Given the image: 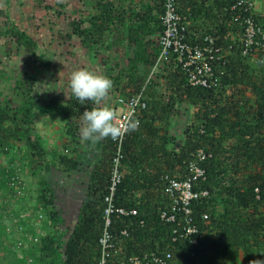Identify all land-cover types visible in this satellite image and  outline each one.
Here are the masks:
<instances>
[{"label":"trees","instance_id":"obj_1","mask_svg":"<svg viewBox=\"0 0 264 264\" xmlns=\"http://www.w3.org/2000/svg\"><path fill=\"white\" fill-rule=\"evenodd\" d=\"M237 1L175 0L186 41L202 45L209 37L219 48L218 59L210 61L218 82L209 87L192 86L174 63L152 71L165 0H87L88 15L69 24L67 37L74 36L88 51L125 44L126 67L107 75L117 91L114 101L139 96L144 107L132 116L134 127L122 139H102L97 158L87 163L84 197L68 237L69 223L49 182L41 178L31 189L20 175L38 176L53 164L35 132L36 111L64 118L67 145L53 158L58 171L72 173L81 166L78 121L83 122L85 109L98 106L81 104L72 92L64 100L45 98L34 71L37 42L11 21L0 29L1 38L34 59L14 75L0 73L8 93L0 91V157L6 163L0 168L3 259L9 264H99L105 197L119 159L113 204L135 214L111 215L106 264H134V258L140 264L264 261V39L257 35L243 54L244 13L232 9ZM255 19L264 31V17L256 13ZM109 36L114 42L105 45ZM179 105L191 108L180 140L172 133ZM118 108L117 103L112 107L115 113ZM199 152L207 157L201 160ZM191 165L202 168L203 175L193 179ZM171 180H191L195 197L182 204L166 190Z\"/></svg>","mask_w":264,"mask_h":264},{"label":"rangeland","instance_id":"obj_2","mask_svg":"<svg viewBox=\"0 0 264 264\" xmlns=\"http://www.w3.org/2000/svg\"><path fill=\"white\" fill-rule=\"evenodd\" d=\"M260 3L263 4L264 0H260ZM90 8L87 0H0V29H6L8 21H11L24 29L37 42L38 50L35 58L38 64L34 71L40 74L38 85L41 86L38 89L45 93V98L66 99L71 92L70 75L76 69L85 68L106 76L112 71V76H116L120 69L126 67V55L129 52L124 43L116 44L111 49L102 46L88 51L81 47L77 38L67 37L71 33L69 24L72 21L83 20ZM6 16L9 20L5 18ZM86 26L87 24H83L82 27ZM114 39L109 36L104 44L114 42ZM27 58L29 62L26 61ZM33 60L20 53V50H17L10 41L0 37V73L13 74L27 64H31ZM46 62H49L47 66L44 65ZM116 64L118 66H115ZM0 91L4 96L8 94L6 84L0 82ZM116 93L113 85L108 96L97 106L112 108L116 103L114 101ZM190 114L191 108L188 105H179L178 113L172 121V133L178 140L182 138V132L189 123ZM82 126L83 122L78 121L79 135ZM35 132L49 153L46 159L53 164H50L49 169L42 171L38 176L37 174L31 176L27 171L23 172L20 180L31 189L41 178L49 182L55 193L56 206L66 221L71 224L79 212L84 196L88 175L87 163L90 164L97 158L101 140L90 143L84 141L80 135L78 155L81 166L72 173H62L58 171L53 155H55L54 151L64 152V145H67L64 118L57 112L38 110L35 117ZM4 166H6L5 159L0 157V168ZM7 225L11 227L12 223L8 222ZM8 231L9 229L6 228V233ZM4 242L6 243L7 239ZM2 257L3 254L0 251V264H5L6 260Z\"/></svg>","mask_w":264,"mask_h":264},{"label":"built area","instance_id":"obj_3","mask_svg":"<svg viewBox=\"0 0 264 264\" xmlns=\"http://www.w3.org/2000/svg\"><path fill=\"white\" fill-rule=\"evenodd\" d=\"M260 0H238L232 9L241 8L244 13L243 17V31L239 39L243 45V54L250 50V46L255 44V38L260 35L264 39V31L256 22V3ZM165 11L162 17V32L157 35L156 40L159 44V55L152 71H157L160 67L174 63L178 65L184 72H186L189 83L192 86H215L218 82L215 76L210 61L218 59L217 54L219 48H214L213 39L206 37L203 38V44H192L186 41L184 34V27L181 24L180 16L178 15L175 7V0H165ZM261 16V15H259ZM239 17V16H238ZM262 17V16H261ZM264 50V47H262ZM118 110L116 111L115 122L121 126L131 122L132 116L138 112L139 109L144 107V103L140 97H135L129 101H124L123 98L116 100ZM137 120L135 125H137ZM124 131L119 137L122 139ZM120 143V142H119ZM120 153V145L118 148ZM200 159L204 160L207 155L199 152ZM119 159L115 161V166L112 171L111 185L109 187V194L105 197L104 209V224L99 244L101 247V258L99 264H106V259L109 258L108 249L112 248L110 242L109 226L112 214L128 215L135 214V211L126 212L122 208L115 207L113 204L114 191L117 184L120 182V174L118 173L117 166ZM189 171L194 174L193 179L203 175V169L191 165ZM167 192L172 196L176 195L182 204L186 205L187 202L194 198L195 195L191 192V180H171L166 188ZM187 212V211H186ZM134 264H140L139 260L134 258Z\"/></svg>","mask_w":264,"mask_h":264},{"label":"clouds","instance_id":"obj_4","mask_svg":"<svg viewBox=\"0 0 264 264\" xmlns=\"http://www.w3.org/2000/svg\"><path fill=\"white\" fill-rule=\"evenodd\" d=\"M112 87L113 82L108 76L85 68L76 69L70 75L71 92L81 104L91 101L99 105L108 96ZM81 118L84 123L80 128V135L84 141L90 143L108 137L115 139L124 131L134 127L131 123L123 126L116 123V114L110 106L85 109ZM253 264H264V261H253Z\"/></svg>","mask_w":264,"mask_h":264},{"label":"crops","instance_id":"obj_5","mask_svg":"<svg viewBox=\"0 0 264 264\" xmlns=\"http://www.w3.org/2000/svg\"><path fill=\"white\" fill-rule=\"evenodd\" d=\"M256 11H257V13L259 15L264 17V3L261 4L260 1H259V3H256ZM8 237H10V235H8ZM17 253H18V251H17ZM5 264H9V260L8 259L6 260Z\"/></svg>","mask_w":264,"mask_h":264},{"label":"water","instance_id":"obj_6","mask_svg":"<svg viewBox=\"0 0 264 264\" xmlns=\"http://www.w3.org/2000/svg\"><path fill=\"white\" fill-rule=\"evenodd\" d=\"M77 215H78V214H76V217H75V219L73 220V223H71V224L68 225V227H69L70 229H69V231H68V235H67V237L71 234L72 227H73L74 224L77 222Z\"/></svg>","mask_w":264,"mask_h":264}]
</instances>
